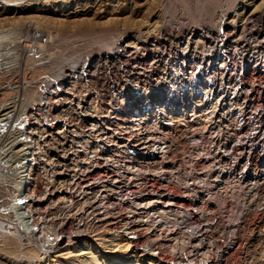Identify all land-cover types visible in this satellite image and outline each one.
<instances>
[{
    "label": "rangeland",
    "instance_id": "obj_1",
    "mask_svg": "<svg viewBox=\"0 0 264 264\" xmlns=\"http://www.w3.org/2000/svg\"><path fill=\"white\" fill-rule=\"evenodd\" d=\"M37 34L42 35L41 40L35 38ZM263 51L264 0H0V230L3 231H0V264H70L68 257L72 253L60 248L68 244L70 252L73 251L81 233L84 239L89 237L90 240L94 228L103 223L98 215L109 213L101 212L106 204L94 195L98 189L92 183L100 176L86 173L92 161L80 163L78 154L82 153V149L78 145L96 143L107 137L108 109L115 118L124 117L126 120L122 111H129L127 103L134 100L139 90L153 93L156 89L167 87L153 90L140 84L133 87L127 82L129 78L145 82L146 77H151L156 81L170 65L180 67L182 62L186 69L191 67V63L196 65L194 68L200 66L202 77L213 68L215 73L224 72L228 62H235L234 66L238 65L233 72L234 82L239 77L236 74L239 68L250 69H246L250 73L248 85L241 79L242 92L240 85L235 84L229 100L224 101H221L223 96L220 92L208 88L209 78L204 77L207 83L196 101L199 105L212 106L213 110L207 113L196 110L180 118L182 121L175 131L168 132V136L171 142L178 140L181 144H188L191 129L197 132L194 143L199 165L190 177L194 178L193 192L202 196V206L208 208L209 215L205 212L206 217L215 224L214 229L208 232V241L214 246L228 239L233 241L228 264H264V174L254 182L230 183L223 189L214 190L212 182L219 175L218 167L200 165V157H197L201 149L197 148V144L205 146L214 140L221 143L219 128L207 127L215 122V116L221 109L230 111L228 101L234 100L236 95L240 96L239 92L246 95V98L243 96L240 99L243 109H246L255 92L254 104L258 106L252 126L259 131L260 140L264 143ZM219 54L223 60H218ZM107 55L111 57L108 66L101 63L94 75L99 84L85 87L76 74H80L83 64L92 57L103 59ZM230 55H233L232 58ZM177 67L174 69H179ZM184 71L176 72L177 76ZM177 76L173 80H180ZM44 78H60V89L68 93L58 95L53 91L51 100L41 103L40 82ZM193 80L189 83L191 86ZM112 82L119 83L116 86L119 90L115 89L113 94L109 88ZM47 85L44 89H53ZM46 90L43 93L47 95ZM110 94L119 101L118 104L107 103L105 98ZM123 97L128 102H124ZM81 113L90 117L83 118ZM202 114L205 117L203 120L199 117ZM234 114H237V121L246 123L241 108ZM191 115L199 122L195 123L199 124L197 127L183 121L190 119ZM250 120L246 126H251ZM61 122L76 132L58 133L55 129ZM92 122L97 123L98 131L89 136L84 132ZM57 128L61 131L64 125ZM31 135L37 138V150L29 148L30 144L33 145ZM261 151L264 153V150ZM34 161H37V166L33 172ZM24 171L25 175H31L27 180L28 192L32 193L27 204H22L16 211L15 195ZM255 171L253 174L257 176ZM99 182L97 180V185ZM102 183L103 187L111 184V179ZM82 187L84 194L78 196ZM47 191L54 194H47ZM93 200L99 201L98 207L102 208L98 211L97 207L95 226L87 232L80 230L78 235L76 232L93 219L97 206ZM189 203L183 205L189 206ZM108 215L110 218L103 217L111 223V214ZM20 216L23 219H19ZM195 220L201 223L202 217L197 216ZM36 224L42 229L38 243L31 240L30 233L26 231ZM156 237L155 234L150 235L147 241H154ZM145 245L150 244L147 242ZM214 246L211 248L213 258L217 256ZM103 259L107 260L106 257ZM141 260L142 264L148 262L146 257ZM157 263L164 264L161 261ZM181 263L185 264L182 260Z\"/></svg>",
    "mask_w": 264,
    "mask_h": 264
},
{
    "label": "built area",
    "instance_id": "obj_2",
    "mask_svg": "<svg viewBox=\"0 0 264 264\" xmlns=\"http://www.w3.org/2000/svg\"><path fill=\"white\" fill-rule=\"evenodd\" d=\"M35 38L41 40L42 35L37 34ZM110 60L111 57L108 55L103 59L92 57L91 60L83 64L79 70L80 74L76 75L81 78L85 87L89 84L91 86L99 84L94 75L97 74V69L101 63L108 66ZM234 63L228 62L223 73L221 71L215 73L216 69L214 68L205 75V78H209L208 88H214L222 94L221 101L226 100L232 94V87L235 84L240 85L239 90L242 92L241 79L245 80L243 83L248 85L247 80L250 73L246 72V69L249 68L245 67L238 69L236 74L239 77L234 82L233 72L238 65L234 66ZM239 64H242V62ZM194 66L196 65L191 63V67L187 71L184 63L178 67L179 69H174L177 66L173 67L171 65L161 74L159 80L155 81L151 77H146L145 82H136L134 79L129 78L127 82L131 83L133 87L140 84L150 88V90L168 84H172L177 88L179 85H188L200 74V66L197 68H194ZM181 69L185 71L178 74L180 80L178 78L173 80L177 76L176 72L181 71ZM59 82H62L60 78H44L40 82L41 103L49 102L53 91L54 94L58 95L68 93V91L64 92L60 89ZM47 84L53 86V89H50L46 95L43 93V89L46 88ZM118 85V82H112L110 87V91L112 88V94ZM240 92V96L236 95L233 97L234 100L228 101L230 111L226 112L221 109L219 114L216 115L215 122L207 127L211 129L214 127L219 128V133L222 136L221 143L214 140L205 146L197 144V148H201L200 153L197 154V157H200V165L218 167L219 175L212 182L214 190L215 188L223 189L230 183L254 182L261 179L262 174H264V159L262 160L264 153L261 151V149L264 150V143L260 140L259 131L252 126L257 107L254 104L255 99H253L255 92L253 91L254 95L246 109H243L240 101L243 96L246 98V95H242ZM105 99L108 100L107 103H119L111 94ZM239 108L244 111L246 123L242 120L237 121L235 118L234 111ZM107 111L109 113L108 124L105 128L107 137L96 143L79 144L78 147H81L82 153L80 152L78 156L81 159V164L90 159L92 161V165L87 168L86 173L93 177L100 176V178H94L92 183L94 188L98 189V192L94 195H97L100 200L103 199L107 205L101 212L111 214V228H121L120 231L124 229L127 232L135 233L134 245L135 249H138L140 258L150 259V256L143 249V245L148 242L151 246H154L156 253L162 258L156 259V261H161L164 264H181V260L185 264H228L234 243L231 239H228L221 243L218 242V245L214 246L208 241V232L214 229L215 224L212 223L213 220L206 217L205 212L208 208L202 206V196L196 192L194 193L192 189L194 178H191L190 175L193 174L195 167L199 165L195 157L196 145L194 143L197 132L191 129L188 144H181L178 140L171 142L168 132L175 131L178 123L182 120L166 119L165 116L159 115L154 117L151 124L145 127L142 132H139L127 125V120H124V118H115L112 111L110 112L109 109ZM228 113L229 115H226ZM91 115L96 116L95 114ZM81 116L83 118L90 117L84 113H81ZM248 119H251V126H246L249 122ZM183 121L193 127L199 125L195 124L198 121H195L194 116H191L190 119H183ZM96 124L95 122L90 123L84 133L89 136L95 134L98 131ZM58 125H64V129L58 130ZM57 127L55 130L58 133L76 132L68 127L66 128L64 122L57 123ZM26 164L28 165V163ZM128 164H133L134 167L129 168ZM36 166L37 161H34L33 172ZM24 169H27L26 165ZM255 169L258 174L252 177ZM107 179H111V191L103 187L102 182ZM97 180H100L99 185L95 183ZM25 190L26 188H24ZM84 191V187H82L78 191V196H82ZM47 192V194H54V192ZM140 201L143 204H140ZM95 202L97 206L93 219L88 225L79 229L81 232L92 229L94 225L99 201ZM185 202H190V205H183ZM197 216L202 217L201 223L195 220ZM123 219L125 224H123ZM86 227L88 228L84 230ZM153 231L159 234L158 243L147 241L150 235H154L152 234ZM170 232L172 233L173 250L169 253L162 249L159 242L163 241L166 234ZM213 246L217 255L214 258L211 249Z\"/></svg>",
    "mask_w": 264,
    "mask_h": 264
},
{
    "label": "bare ground",
    "instance_id": "obj_3",
    "mask_svg": "<svg viewBox=\"0 0 264 264\" xmlns=\"http://www.w3.org/2000/svg\"><path fill=\"white\" fill-rule=\"evenodd\" d=\"M202 1V0H201ZM36 19V18H35ZM124 20V19H123ZM126 20V19H125ZM155 20V19H154ZM217 20V19H216ZM119 21V20H118ZM137 21V20H136ZM156 21V20H155ZM230 21V20H229ZM152 22V21H151ZM214 22V21H213ZM125 23V22H123ZM135 24V23H134ZM145 24V23H144ZM149 24V23H148ZM147 25V24H146ZM150 25V24H149ZM154 28V27H153ZM180 28V27H179ZM226 32V31H225ZM219 33V30H218ZM162 34V33H161ZM218 35V34H217ZM224 36V35H223ZM212 38V37H211ZM224 39V38H223ZM237 39V38H236ZM219 40V39H218ZM212 41V39H211ZM217 41V40H216ZM215 41V42H216ZM229 41V39H228ZM144 42V41H143ZM219 43V41H218ZM189 44V43H188ZM212 44V43H211ZM220 44V43H219ZM223 44V43H222ZM221 44V45H222ZM29 45V44H28ZM230 45V44H229ZM41 46V45H40ZM39 46V47H40ZM163 46V45H162ZM218 46V45H217ZM224 46V45H223ZM25 47V46H24ZM188 47V46H187ZM210 48V47H209ZM213 48V47H212ZM229 48V47H228ZM216 49V48H215ZM221 49V48H220ZM236 49V48H235ZM227 50V49H226ZM242 50V49H241ZM139 51V50H138ZM207 53L209 52L206 50ZM219 52V49H217ZM213 52V51H212ZM226 52V51H225ZM264 52V51H263ZM211 53V52H210ZM230 53V52H229ZM212 54V53H211ZM227 54V53H226ZM208 55V54H207ZM236 55V54H235ZM262 55V54H261ZM191 56V55H190ZM231 56V55H230ZM233 56V55H232ZM231 56V58H232ZM214 58V56H212ZM217 57L218 60L222 59V55H218ZM203 58V57H202ZM209 58V57H208ZM230 58V57H229ZM230 58V59H231ZM186 59V58H185ZM161 60V59H160ZM188 60V59H187ZM210 60V59H209ZM223 60V59H222ZM225 60V59H224ZM234 60V58H233ZM261 60V59H260ZM184 61V60H183ZM207 61V60H206ZM214 61V60H213ZM236 61V60H235ZM175 62V61H174ZM182 62V61H181ZM189 62V60H188ZM203 62V61H202ZM209 62V61H208ZM218 62V61H217ZM216 62V63H217ZM220 62V61H219ZM232 62V60H231ZM33 63V62H32ZM184 63V62H182ZM205 63V62H204ZM207 63V62H206ZM77 64V63H76ZM218 64V63H217ZM221 64V63H220ZM219 64V65H220ZM256 64V63H255ZM254 64V65H255ZM178 65V64H177ZM209 65V64H207ZM223 65V63H222ZM243 65V64H242ZM264 65V64H263ZM171 66V65H170ZM198 66V65H197ZM224 66V65H223ZM236 66V65H235ZM202 67V65H201ZM206 67V66H205ZM208 67V66H207ZM206 67V68H207ZM211 67V66H210ZM213 67V66H212ZM219 67V66H218ZM222 67V66H221ZM263 67V66H262ZM146 68V67H145ZM178 68V67H177ZM189 68V67H188ZM204 68V67H203ZM57 69V68H56ZM214 69V68H213ZM109 70V69H108ZM188 70V69H186ZM218 69L217 71H219ZM225 70V68H224ZM235 70V69H234ZM262 70V69H261ZM209 71V70H208ZM216 71V72H217ZM202 72V71H201ZM205 72V71H204ZM133 73V72H132ZM223 73V72H222ZM235 73V71H234ZM54 75V74H53ZM61 75V74H60ZM177 75V73H176ZM170 76V75H169ZM180 77V76H177ZM205 77V76H204ZM204 77L200 74L197 76L190 85H186L185 87L178 86L175 88L174 85H170L165 88V89H156L153 93L144 91V90H139V92L136 94L135 98L133 101L129 102L127 101L126 97H123L124 102H128L127 106H130L129 111H122L123 115L127 117V125H129L132 128H135L137 131L142 132L145 127L149 126L152 122V119L154 117H158L159 115H163L167 118H184L185 116H188L191 113H195L196 110L198 112H206L213 110L212 106L208 105H199L198 101H196V98L199 97L202 94V89L203 86L207 82H205ZM238 77V76H237ZM52 79V78H51ZM72 80V79H71ZM209 80V79H207ZM206 80V81H207ZM244 81V80H243ZM66 82V81H65ZM67 83V82H66ZM70 83V82H68ZM64 84V83H62ZM71 84V83H70ZM75 84V83H74ZM138 85V84H137ZM48 86V85H47ZM50 86V85H49ZM61 86V85H60ZM53 87V86H51ZM68 88V87H67ZM110 88V87H109ZM137 88V87H136ZM158 88V87H157ZM160 88V87H159ZM164 88V87H163ZM52 89V88H51ZM208 89V88H206ZM210 89V88H209ZM46 90V89H44ZM66 90V89H65ZM205 90V89H204ZM48 91V90H46ZM67 91V90H66ZM112 91V90H111ZM207 91V90H206ZM205 91V92H206ZM212 91V90H211ZM49 92V91H48ZM213 92V91H212ZM215 92V91H214ZM208 93V91H207ZM219 93V92H218ZM248 93V92H247ZM121 94V93H120ZM220 94V93H219ZM124 95V94H123ZM211 95V94H210ZM203 96V95H202ZM209 96V95H208ZM207 96V97H208ZM221 97V96H220ZM212 98V97H210ZM218 98V97H217ZM130 99V98H129ZM132 99V98H131ZM202 99V98H201ZM206 99V98H205ZM215 99V98H214ZM221 99V98H220ZM54 101V100H53ZM122 101V100H121ZM204 101V99H203ZM214 101V100H213ZM201 102V101H200ZM202 103V102H201ZM218 103V102H217ZM217 103H214L218 105ZM220 103V102H219ZM111 104V103H110ZM221 104V103H220ZM224 104V103H223ZM122 105V104H121ZM229 105V103L227 104ZM27 106V105H26ZM258 106V105H257ZM119 107V106H118ZM226 107V105H225ZM128 108V107H127ZM228 108V107H227ZM126 109V108H125ZM119 110V109H118ZM226 110V109H225ZM118 112V111H117ZM214 112V111H213ZM218 112V111H217ZM33 113V112H32ZM122 113L121 116H122ZM207 113V112H206ZM108 114V113H107ZM210 114V113H209ZM218 114V113H217ZM242 114V113H241ZM115 115V114H114ZM197 115V114H196ZM237 115V114H236ZM235 115V116H236ZM119 116V115H118ZM192 116V115H191ZM211 116V115H210ZM260 116V115H259ZM201 120H203L205 117L204 115L199 116ZM204 117V118H203ZM209 117V116H208ZM216 117V116H215ZM263 117V116H262ZM124 118V117H123ZM196 118V117H195ZM244 118V117H243ZM59 119V118H58ZM126 119V120H127ZM198 119V118H197ZM241 119V118H240ZM245 119V118H244ZM259 119V117H258ZM181 120V119H180ZM257 120V119H256ZM255 120V121H256ZM208 121V120H207ZM206 121V122H207ZM211 121V120H210ZM260 121V120H259ZM22 122V121H21ZM205 123V120L203 121ZM209 122V121H208ZM207 122V123H208ZM210 124V123H209ZM256 124V123H255ZM254 124V125H255ZM258 124V123H257ZM4 125V124H3ZM71 125V124H70ZM205 126V125H204ZM208 126V124H207ZM61 128V127H60ZM258 128V127H256ZM25 130V129H24ZM23 131V130H22ZM32 131V130H31ZM205 132V131H204ZM30 136V135H29ZM27 139V138H26ZM32 139V144H30V149L37 150L38 149V144H37V138L34 135H31ZM19 141V140H18ZM262 141V140H261ZM264 141V140H263ZM50 143V142H49ZM29 152V151H28ZM263 152V151H262ZM25 154V153H24ZM33 158V157H32ZM56 159V158H55ZM32 160V159H31ZM41 160V159H40ZM31 162V161H30ZM29 162V163H30ZM53 164V163H52ZM62 164V163H61ZM44 166V165H43ZM129 168H133V164H128ZM31 167V166H30ZM24 170V169H23ZM76 170V169H75ZM29 172L31 174V169L29 168ZM28 172V173H29ZM81 172V171H80ZM256 172V171H255ZM27 173V174H28ZM25 175V171L22 174L21 177V183L18 187V190H16V211L19 209V206L22 204H27L26 202L29 201L31 197L32 192H28V178L31 175ZM254 176V175H253ZM255 177V176H254ZM54 181V180H53ZM97 182V181H96ZM95 182V183H96ZM109 182V181H108ZM198 183V182H197ZM51 185V184H50ZM99 185V184H98ZM60 187V186H59ZM24 188L26 190L24 191ZM104 188L107 189L108 191H111V184L107 183L104 185ZM61 192V191H60ZM212 193V192H211ZM87 194V193H86ZM47 196V195H46ZM77 196V195H76ZM95 197V196H94ZM98 197V196H97ZM14 198V197H13ZM63 198V197H62ZM14 199V201H15ZM28 199V200H27ZM33 200V199H32ZM65 200V199H64ZM70 201V200H69ZM96 201V200H93ZM65 202V201H64ZM102 202V200H101ZM13 203V202H12ZM102 204V203H101ZM99 204V205H101ZM140 204H143L142 201H140ZM48 205V204H47ZM92 205V204H91ZM11 206V205H10ZM32 206V205H31ZM67 206V205H66ZM102 206V205H101ZM22 207V206H21ZM34 207V206H32ZM55 207V206H54ZM106 207V205H105ZM12 208V207H11ZM83 208V207H82ZM99 208V207H98ZM24 209V208H23ZM28 209H30L28 207ZM26 209V212H28ZM102 208H99L98 211H100ZM10 210V209H9ZM22 210V209H21ZM12 211V210H11ZM97 211V212H98ZM155 211V210H154ZM25 212V213H26ZM31 212V211H30ZM33 212V211H32ZM207 212V211H206ZM101 213V212H99ZM98 213V214H99ZM3 214V213H2ZM19 214V213H18ZM78 214V213H77ZM109 213H106L107 218L110 216L108 215ZM21 215V214H20ZM42 215V214H41ZM40 215V216H41ZM209 215V214H208ZM24 216V215H23ZM100 220L103 221L99 227L94 228V237L89 240L84 239V234L81 233L80 236H78V242L76 243V247L73 249V251L70 252V248L67 245H64L62 249L60 248L61 251L69 252L72 253L68 257V261H70V264H142V260L139 256V253L137 249H135V233L134 232H127L124 229L120 231L121 228L119 229H113L111 228V223H109L102 215H98ZM104 219H102L101 217ZM22 218L21 216L19 219ZM37 218V217H36ZM23 219V218H22ZM100 221V222H101ZM1 222V221H0ZM10 222V221H9ZM4 223V222H3ZM23 223V222H22ZM96 223V222H95ZM27 224V223H26ZM65 224V223H64ZM123 224H125V220L123 219ZM6 225V224H5ZM97 225V223H96ZM13 226V225H12ZM40 226V225H39ZM95 226V225H94ZM15 228V227H14ZM4 229V228H2ZM85 229V228H84ZM19 230V229H18ZM32 230V231H31ZM41 230L40 228H37V224L32 227V229H26L28 231V234L30 233V239L34 240V242H37V239H40L41 235ZM44 230V229H43ZM59 230V229H58ZM86 230V229H85ZM93 230V228H92ZM2 231V230H0ZM66 231V230H65ZM148 231V230H147ZM3 232V231H2ZM20 232V231H19ZM45 232V231H44ZM79 232V233H78ZM85 232V231H84ZM22 233V232H21ZM78 235L80 234V230L76 232ZM27 234V233H26ZM25 234V235H26ZM46 234V232H45ZM75 234V235H77ZM83 234V235H82ZM86 234V233H85ZM152 234H155L157 237L154 240L156 242L157 238H159V234L157 232H152ZM43 235V234H42ZM18 236V234H17ZM89 236V235H88ZM129 237V238H128ZM44 238V237H43ZM172 238V233L166 234V238L160 242L162 249L165 251L169 252L173 250V244L171 242ZM29 239V238H28ZM38 239V240H39ZM55 240V239H54ZM133 240V241H132ZM57 241V240H56ZM33 242V241H32ZM41 242V241H40ZM45 242V241H44ZM53 242V241H50ZM38 243V242H37ZM36 243V244H37ZM43 243V240H42ZM46 243V242H45ZM52 244V243H51ZM56 244V243H55ZM42 245V244H40ZM46 245V244H45ZM44 248V247H43ZM46 248V246H45ZM50 249V248H49ZM144 251L150 256V260L146 264H158L156 259H162L160 258L161 256L156 253V249L154 246L151 245H146V247L143 245ZM169 249V250H168ZM175 249V247H174ZM47 250V249H45ZM136 250V251H134ZM170 253V252H169ZM225 256V254H223ZM107 258V260H104L103 258ZM182 264V263H181Z\"/></svg>",
    "mask_w": 264,
    "mask_h": 264
}]
</instances>
